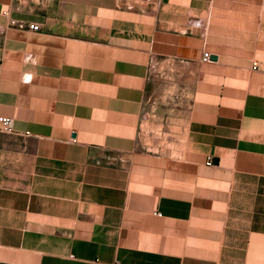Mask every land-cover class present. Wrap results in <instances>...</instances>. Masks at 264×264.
<instances>
[{"label":"crops","instance_id":"obj_1","mask_svg":"<svg viewBox=\"0 0 264 264\" xmlns=\"http://www.w3.org/2000/svg\"><path fill=\"white\" fill-rule=\"evenodd\" d=\"M184 1L0 0V264H264V0Z\"/></svg>","mask_w":264,"mask_h":264},{"label":"rangeland","instance_id":"obj_2","mask_svg":"<svg viewBox=\"0 0 264 264\" xmlns=\"http://www.w3.org/2000/svg\"><path fill=\"white\" fill-rule=\"evenodd\" d=\"M165 0H132V6L134 7L133 10L136 11H147V12H154L156 10L157 5L159 2H163ZM188 1L186 2L188 4ZM201 5H204L201 3ZM195 24H199L197 21ZM204 24V23H201ZM204 56V55H203ZM172 63H169L165 69H163V73L156 72V68L153 70V87L157 92H159V97L163 96L164 91H175L176 96L179 98H183V104H188V97L193 90V83L194 79L196 78V69L194 66L187 65L185 63H181V65L177 64V68L175 72L172 70ZM179 71V72H178ZM175 74V83L173 82V75ZM177 79V80H176ZM177 81V82H176ZM185 98V99H184Z\"/></svg>","mask_w":264,"mask_h":264},{"label":"built area","instance_id":"obj_3","mask_svg":"<svg viewBox=\"0 0 264 264\" xmlns=\"http://www.w3.org/2000/svg\"><path fill=\"white\" fill-rule=\"evenodd\" d=\"M11 26H15L19 29H28L32 31L39 30V25L35 23H24V22H18L16 20H11L10 22ZM211 59V54L209 52H205L203 56V61L208 62ZM0 132L7 133V134H15V119L13 117H8L4 115H0ZM207 165L211 166L213 165V158L209 157ZM157 215H160V213H156Z\"/></svg>","mask_w":264,"mask_h":264},{"label":"water","instance_id":"obj_4","mask_svg":"<svg viewBox=\"0 0 264 264\" xmlns=\"http://www.w3.org/2000/svg\"><path fill=\"white\" fill-rule=\"evenodd\" d=\"M213 59H217L216 56H213Z\"/></svg>","mask_w":264,"mask_h":264}]
</instances>
